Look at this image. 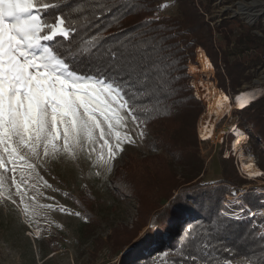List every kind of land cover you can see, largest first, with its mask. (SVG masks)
<instances>
[{
    "label": "trees",
    "instance_id": "obj_1",
    "mask_svg": "<svg viewBox=\"0 0 264 264\" xmlns=\"http://www.w3.org/2000/svg\"><path fill=\"white\" fill-rule=\"evenodd\" d=\"M158 1L120 0L122 7L119 11L95 21V16L107 0H80L71 5L67 0H46L57 6L46 14L49 20L58 11H64L66 15L70 12L73 27L80 32L74 43L82 44L91 39L96 34V24L102 29L107 28L104 36L110 43L130 39L136 42L140 33L148 31L155 34L153 30L157 27L164 29V36L174 37L167 40L170 50L156 53L158 57L167 58L159 66L160 89L150 103L140 105L145 112L142 123L148 121V130L156 132L150 146L153 150L163 148L164 153L142 157L126 154L124 164L117 169L114 178V191L121 192L125 197L134 195L139 200L140 226L147 225L149 221V228L135 243L132 239L139 227L133 237L120 241L122 246L132 243L124 262L159 264L156 254L168 250L173 264H179L181 253L189 252L208 264H229L225 257H230V261L243 258L245 263L242 264H264V193L240 189L236 178L242 184L247 179L239 177L231 154L223 159L222 180L213 184L202 178L204 161L196 139V123L204 105L194 95L189 75L185 73L186 62L194 55L195 45L204 44L215 63L218 86L228 94L237 95L243 82L250 81L252 75L247 72L248 64L244 59H230V51L222 49V42L227 45L233 43V28L236 24L242 25V20L239 17L222 18L217 28L222 38L218 48L213 40L211 24L196 0H177L180 10L177 15L160 14ZM156 15L160 17L158 23L153 22L146 28L137 27L140 22ZM89 21H95L92 27H88ZM243 36H248V43L253 44L254 49L259 47L264 51V39L253 33H243L236 42ZM48 43L60 49L66 45L59 38ZM258 57L253 56L255 60ZM239 112L246 116V121L253 123L246 151L258 155L257 164L264 171V96ZM245 124L241 122L242 127ZM227 136L230 137L226 139L230 147L233 135ZM237 192H242L237 201L227 206V196ZM73 199L84 210L85 217L93 216L96 196L92 191L86 190ZM240 209L242 213L235 216L234 212ZM252 211H255L254 215ZM166 231L169 238L165 240ZM153 243H157V249L151 248Z\"/></svg>",
    "mask_w": 264,
    "mask_h": 264
},
{
    "label": "snow or ice",
    "instance_id": "obj_2",
    "mask_svg": "<svg viewBox=\"0 0 264 264\" xmlns=\"http://www.w3.org/2000/svg\"><path fill=\"white\" fill-rule=\"evenodd\" d=\"M79 2L67 0L70 5ZM54 7L46 0H0V197L16 205L14 188L27 217L36 215L37 208L25 198L32 189H36L32 201L41 195L32 181L49 161L76 160L85 151L91 156L99 139L103 142L96 166L105 174L111 171L122 145L134 142L127 132L122 135L115 129L125 125L126 117L141 125L145 112L140 105L150 103L160 89L159 66L167 59L156 53L170 50L167 40L174 38L157 27L155 34L140 33L136 42L110 43L104 36L107 28L96 24L91 39L74 43L80 32L73 27L70 12L58 11L49 20L46 14ZM121 7L120 0H107L95 21ZM159 20L156 15L137 27ZM58 38L66 42L63 49L48 43ZM145 135L142 130L141 138ZM112 136L115 145L105 138ZM240 139L246 137L241 134ZM253 167L247 165L249 175ZM58 210L67 211L63 206ZM181 256L179 264H199L196 254ZM225 259L230 264V257Z\"/></svg>",
    "mask_w": 264,
    "mask_h": 264
},
{
    "label": "rangeland",
    "instance_id": "obj_3",
    "mask_svg": "<svg viewBox=\"0 0 264 264\" xmlns=\"http://www.w3.org/2000/svg\"><path fill=\"white\" fill-rule=\"evenodd\" d=\"M196 1L211 24L213 40L218 48L222 38L217 28L221 25L222 18H241L242 25L236 24L233 28V43L227 45L223 41L222 49L230 51L231 60L244 59L248 64L247 72L252 75V78L250 81H244L239 90L259 89L260 97L264 96V51L259 47L254 49L253 44L249 45L248 36H243V39L238 41L239 44L236 42L237 38L243 33L245 35L253 33L264 39V0ZM158 3L160 14L177 15L180 12L177 0H159ZM197 46L204 47L206 53L202 50L198 54ZM258 55L259 57L255 60L253 56ZM204 59L211 60L212 69L208 73L202 71ZM213 63L214 61L209 56L205 45L196 44L194 55L188 58L185 70V73L189 75L190 85L194 83V86L192 85L194 92H198L199 80H209L211 81V87L221 89L218 86L216 66ZM223 91L225 92V90ZM227 92L225 93L228 94ZM199 100L204 105L196 123V139L204 161L202 178L213 184L222 180L224 176L223 159L231 154L234 156L239 177L247 179L242 184L241 180L236 178L241 185L240 189L244 191L252 189L253 192L264 193V171L258 166L262 174L250 175L251 177H258L255 179L248 178L245 174L248 171L244 168L240 153L236 151L239 133H242L246 139L242 140L240 152H243L246 156H252L256 164L259 161L258 155H254L252 151H246L249 145L246 140L250 136L253 123L246 121V116L242 115L239 110L233 109L237 108L233 106L230 112L224 111L217 120L214 137L202 141L199 124L207 115L208 103L203 98ZM203 116L205 117L203 118ZM241 122H246L243 127H247L248 132L242 129ZM234 123L239 125L236 126L237 130H234V143H231L229 147L226 139L230 137L225 135L220 142L219 135L222 130L228 133L227 129ZM142 130L146 133L143 138L140 136ZM115 131H120L122 135L127 132L128 135L133 137L134 142L122 145L123 150L117 153L116 158L112 161L111 171L107 174L103 169L98 168L95 163L96 157L101 152L100 145L103 142L99 139L94 145L95 151L91 153V156L85 151L76 160L65 157L56 161H49L46 165L38 168L39 178H34L32 182L37 184L41 195L37 196L35 201H32L31 197L36 193V189H32L28 191L25 198L30 206H36V215L31 217L24 215L21 211L23 205L20 204L14 188L12 189V198L16 200V205H13L5 197H0V264H128L124 262L127 258V250L130 249L132 243H135L146 232L149 228V221L147 225L140 226L139 200L134 195L125 197L121 192L114 191L112 189L114 178L117 169L123 166L126 154L142 157L151 153H164V149L153 150L150 142L156 137V132L154 133L153 129L148 130L144 123L138 126L132 121L131 117H126L125 125L117 127ZM105 138L115 145L114 136ZM192 139L195 140L194 135H192ZM223 140H225V143ZM103 151L106 156L107 150L104 149ZM98 172L100 173L99 176H97ZM4 175L6 182L10 183L8 174ZM44 181H47V184L52 187H47ZM86 190L92 191L96 196L91 218L85 217L84 210L73 199V197H80ZM241 193L237 192L236 196H227L228 201L225 204L229 206L231 202L237 201L238 195ZM5 196H7V193ZM60 206H63L67 211H59ZM262 211L264 212V209ZM76 213H79V215H76ZM241 213L242 209L234 212L235 216ZM253 213L255 211H252L251 214ZM138 227L137 235L132 239V243L122 246L120 241L133 237ZM167 238H169L168 231L163 236V239L166 240ZM156 244H151V248H156ZM169 255L168 250L157 253L158 263L173 264ZM242 263H245L243 258L230 261V264ZM199 264H204V262L199 261Z\"/></svg>",
    "mask_w": 264,
    "mask_h": 264
},
{
    "label": "bare ground",
    "instance_id": "obj_4",
    "mask_svg": "<svg viewBox=\"0 0 264 264\" xmlns=\"http://www.w3.org/2000/svg\"><path fill=\"white\" fill-rule=\"evenodd\" d=\"M211 69H212V65H211L210 60L204 59L203 64H202V71L208 73L209 71H211ZM213 70H214V67H213ZM190 72H191V70H190ZM199 81H200V83H199V85H197L198 93L208 103L207 115L200 122L201 135L206 140L212 139L214 137L215 129H216V123L218 122L217 120L221 117V115L223 114L224 111L230 112V109H232L233 106L237 107V109H245L251 105L252 101H254L255 99H257L260 96L259 89H252V88L249 89L248 88V89L243 90V91L241 90L240 92H238L237 95L235 94L232 98L230 95L226 94L222 89H218L216 87H211V81H209V80H199ZM225 97H227V99H225ZM241 105H243V106H241ZM228 129H230V128H228ZM235 129L237 130L236 126L234 127V130ZM226 133L227 132L222 130L221 134L219 135L220 142L222 141V139L224 138ZM230 134H232L234 136V134L232 132ZM241 134L242 133H239L240 136H239L238 140L240 142L237 143V145H236V151L238 153H240V158L244 164V168L247 171H249L247 169V165L253 164L254 167L251 170L253 175H255V176L261 175L262 171L258 167V165L256 164L255 159L252 156H246L243 154V152H240V148L242 147V140L240 139Z\"/></svg>",
    "mask_w": 264,
    "mask_h": 264
},
{
    "label": "built area",
    "instance_id": "obj_5",
    "mask_svg": "<svg viewBox=\"0 0 264 264\" xmlns=\"http://www.w3.org/2000/svg\"><path fill=\"white\" fill-rule=\"evenodd\" d=\"M196 50H197L198 54H199V52L202 51V50L206 53L205 48L202 47V46H197ZM193 84H194V83H192V85H193ZM192 85H191V86H192ZM193 86H194V85H193ZM193 86H192V87H193ZM239 91H241V90H239ZM194 94H195V96H196L198 99H202L201 95H200L198 92L195 91ZM230 96L233 98L234 95H231V94H230ZM235 97H236V96H235ZM259 97H260V96H259ZM259 97H258V98H259ZM258 98H257V99H258ZM257 99H255V100H257ZM255 100H254V101H255ZM254 101H252L251 103H253ZM249 107H250V106H249ZM247 108H248V107H247ZM233 109H236V110H244V109H237V108H233ZM245 109H246V108H245ZM204 117H205V116H203V118H204ZM237 125H239V124H237V123L231 124V125L229 126L230 129H227V130H228V133H226L225 135H229L231 132H232L233 134H235V132H234V127L237 126ZM199 126H200V124H199ZM199 128H200V127H199ZM242 129H244V131L248 132V128H247V127H242ZM199 130H200V129H199ZM229 132H230V133H229ZM249 137H250V136H249ZM249 137H248V139L246 140V143L249 141ZM200 138H201L202 141H205V140H206V139H204L203 136H201V135H200ZM232 143H234V141H232ZM246 143H245V144H246Z\"/></svg>",
    "mask_w": 264,
    "mask_h": 264
}]
</instances>
